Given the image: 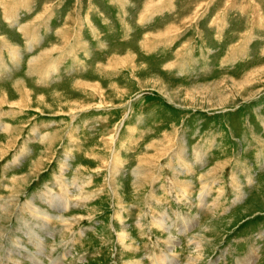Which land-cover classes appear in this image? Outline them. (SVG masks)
<instances>
[{
    "label": "rangeland",
    "instance_id": "374dc122",
    "mask_svg": "<svg viewBox=\"0 0 264 264\" xmlns=\"http://www.w3.org/2000/svg\"><path fill=\"white\" fill-rule=\"evenodd\" d=\"M0 5V264H264V0Z\"/></svg>",
    "mask_w": 264,
    "mask_h": 264
},
{
    "label": "crops",
    "instance_id": "0c3cea01",
    "mask_svg": "<svg viewBox=\"0 0 264 264\" xmlns=\"http://www.w3.org/2000/svg\"><path fill=\"white\" fill-rule=\"evenodd\" d=\"M16 6H17V3H16ZM18 8H17V10H15V9H13L14 8V6H12L11 7V9H10V11H9V14H7V15H10L11 16V13H13L14 14V18H16V17H20V18H22V17H27V20L32 16V13H33V9H31L29 6H28V3H26L24 6H21L22 8H20L19 9V7L20 6H17ZM0 8H1V5H0ZM0 12H3V10L1 11L0 10ZM20 13V14H19ZM4 14H1L0 13V19H1V21H2V26H6L7 24H6V21H4V20H2V18H4ZM26 19V18H25ZM26 20V22H31V21H27ZM154 20V19H153ZM153 20L151 21V22H153ZM21 23V22H20ZM149 23V22H148ZM33 25V24H32ZM4 26V27H5ZM7 27V26H6ZM15 29L16 28H18V26H13ZM43 27V26H42ZM30 28H31V26H30ZM7 29H9V28H7ZM140 29V28H139ZM10 31H14V34L17 36L16 37V39H18V43L21 45V48L23 49V51H24V53H23V55H22V59L20 60V62H17V66H18V68H16L15 67V63H13L14 61H13V58L12 57H10L9 56V51H8V49H7V47H6V45H5V43H3L1 40H0V54L2 53V58L0 57V69H4V65H6V64H9L10 65V69H11V71H14V70H16V69H18V70H20V74L23 76V75H25V77H33L34 76V73H33V69L32 68H29V67H27V62H26V59H27V57H28V53L30 52L28 49H27V46H26V40H25V35L23 34V33H19L18 31H16V30H11V28L9 29ZM38 30H40L41 31V33L44 35V31H43V29L40 27ZM46 35V34H45ZM138 37H139V34H138ZM144 34H143V31L141 32V34H140V39L142 40V39H144ZM141 42L139 41V44H140ZM144 48H145V45L143 44L142 45ZM141 46V49L143 48ZM162 46V45H161ZM143 48V49H144ZM159 48H161V47H159ZM142 51H144V50H142ZM150 53V52H149ZM165 53L166 52H158L157 54H152V52H151V54H148L147 52H142L141 54H142V56L143 57H145L146 59H149V60H153V61H158V58H159V56H161V55H164V57H165ZM167 54V53H166ZM222 55H221V57H222V59H223V57H224V59H225V57H227V53H221ZM190 55L187 53V54H184V59L185 60H187L188 61V57H189ZM193 56V55H192ZM234 56V57H233ZM233 56H231L230 57V59H229V61L228 62H226V63H224V59H223V61L220 63H218V64H214V65H216V66H213V70L216 72V73H218L217 72V70L219 71V72H221V71H223L224 73H229V72H231L232 70H235V69H239L238 67H242L243 65H242V62H245V59L244 58H241L242 57V54L240 53L239 55L238 54H236V55H233ZM68 57H70V56H66V57H62V56H60V57H58V62H63V63H65L67 60H68ZM163 57V58H164ZM5 59V60H4ZM199 59H201L202 61H203V58H202V52L197 56V61H199ZM148 60V61H149ZM162 59H161V61L159 62V64H165V63H162ZM150 62V61H149ZM63 63L61 64V68H59V72H60V70H62V68L64 67L63 66ZM151 63V62H150ZM245 64V63H244ZM196 65H197V67H199V65H200V63H196ZM209 68V67H208ZM160 69L162 70L161 71V73L163 74L164 72L166 73V74H169V75H174V74H171L170 73V71L168 72L165 68H164V66L163 65H160ZM198 69V68H197ZM28 71H30V72H28ZM78 70L76 69V68H73V69H70V67L69 66H67V69H66V74H64V75H66V76H73L74 74H78V72H77ZM27 72V73H26ZM43 73H41L40 74V76H39V80H40V83H39V85L41 86V88H43L44 89V87H47L48 85H46V84H44V82L42 81V77H41V75H42ZM43 76V75H42ZM175 76H176V78H183V80H187V78L186 77H184L183 75H181V74H179L178 75V73H177V75L175 74ZM7 77V75H3V74H1L0 75V78H5L4 79V81L6 80V79H8V78H6ZM44 77H46L45 75H44ZM189 77V76H188ZM202 77H204L203 75H202ZM30 79V78H29ZM191 78L189 77V80H190ZM10 82H9V84H11V82H12V80H9ZM51 84V83H50ZM33 85H35V84H33ZM46 85V86H45ZM147 98H149V97H147ZM238 110H240V111H238ZM28 111H30V110H19V108H16V107H14V108H9V109H1L0 108V113L2 114L1 116H0V123H3L2 122V120L4 119V118H7L6 120L4 119V124L5 125H7V127H9L8 126V124L9 125H11V124H16L15 123V121L14 120H16V118H19V117H24V116H26L27 114H26V112H28ZM234 111L236 112H238V113H240V115H239V117L241 118L242 117V115H244L243 116V118L245 119V118H247V116L243 113V111L241 110V108H240V106L239 107H237V108H235L234 109ZM209 114H213L212 116L213 117H215V116H220V114H223L222 113V111H214V112H212V113H209ZM216 114H219V115H216ZM248 115H249V112H248ZM254 116H256V114H255V111L252 109L251 110V112H250V118H253ZM8 120V121H7ZM173 122V121H172ZM12 127H13V125H11ZM15 128V127H14ZM247 128V127H246ZM264 129V128H263ZM2 135H7V132L5 131V132H1L0 131V136H2ZM18 137V136H17ZM17 137H16V140H18V139H20V137L17 139ZM32 140V139H31ZM23 141L24 142H27V143H29L30 141L28 140V139H23ZM17 141H16V143L14 144V146H16L17 145ZM38 147L39 148H43L42 147V145H40V144H38ZM18 150V149H17ZM19 160H21L20 158H17V157H13L12 158V160H11V163H14V168L13 169H20V170H23V166H25L26 168H27V166L29 165V164H27V163H25V161H20V163H18V161ZM22 166V167H21ZM10 167V166H9ZM18 171V170H17Z\"/></svg>",
    "mask_w": 264,
    "mask_h": 264
},
{
    "label": "bare ground",
    "instance_id": "6f19581e",
    "mask_svg": "<svg viewBox=\"0 0 264 264\" xmlns=\"http://www.w3.org/2000/svg\"><path fill=\"white\" fill-rule=\"evenodd\" d=\"M27 94V93H26ZM37 208V207H36ZM197 262V261H196ZM163 263V262H162Z\"/></svg>",
    "mask_w": 264,
    "mask_h": 264
}]
</instances>
